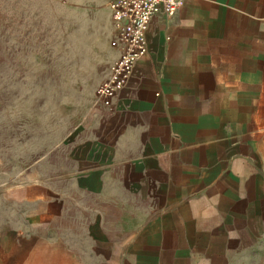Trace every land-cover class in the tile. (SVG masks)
Instances as JSON below:
<instances>
[{
	"label": "crops",
	"instance_id": "0c3cea01",
	"mask_svg": "<svg viewBox=\"0 0 264 264\" xmlns=\"http://www.w3.org/2000/svg\"><path fill=\"white\" fill-rule=\"evenodd\" d=\"M52 178L0 187V264H234L264 235V0L154 16Z\"/></svg>",
	"mask_w": 264,
	"mask_h": 264
},
{
	"label": "rangeland",
	"instance_id": "374dc122",
	"mask_svg": "<svg viewBox=\"0 0 264 264\" xmlns=\"http://www.w3.org/2000/svg\"><path fill=\"white\" fill-rule=\"evenodd\" d=\"M109 2L0 0V187L67 167L112 57ZM234 264H264V235Z\"/></svg>",
	"mask_w": 264,
	"mask_h": 264
},
{
	"label": "built area",
	"instance_id": "2783aa9c",
	"mask_svg": "<svg viewBox=\"0 0 264 264\" xmlns=\"http://www.w3.org/2000/svg\"><path fill=\"white\" fill-rule=\"evenodd\" d=\"M186 0H110L111 59L94 91V108L111 107L136 61L147 52L146 29L154 16L172 17Z\"/></svg>",
	"mask_w": 264,
	"mask_h": 264
}]
</instances>
